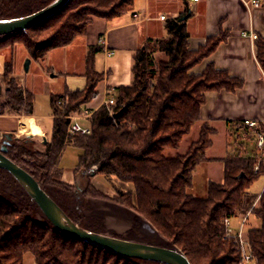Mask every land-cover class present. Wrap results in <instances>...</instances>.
Here are the masks:
<instances>
[{
  "label": "trees",
  "instance_id": "trees-1",
  "mask_svg": "<svg viewBox=\"0 0 264 264\" xmlns=\"http://www.w3.org/2000/svg\"><path fill=\"white\" fill-rule=\"evenodd\" d=\"M5 1V0H3ZM262 5L264 6V0ZM76 3L68 15L65 34L60 32L50 39L33 40L28 32L47 29ZM135 0H70L61 10L26 31H19L0 40V49L7 40L22 42L32 58H44L53 48L70 43L86 34L94 17L111 19L127 12ZM168 36L149 39L135 54L134 80L117 89L115 102L102 104L90 118L91 134L68 133L69 115L78 113L98 94L97 85L102 74L94 69V54L101 50L97 44L87 57L83 88L66 89L51 94L53 125L46 150L34 152L20 139H10L6 154L20 164H26L36 176L40 171L50 174L57 168L66 146L81 150L78 166H96V174L132 183L133 189H117L118 201L135 209L167 238L173 241L192 264H242V252L235 239L226 236L224 219L254 213L261 224L248 228L256 264H264V189L260 194L249 188L262 175L255 172L256 157L227 154L222 182L210 181L205 197L189 192L199 163L207 160V149L212 144L215 127L204 123L200 136L186 154L167 156L166 147H178L201 118V108L210 90L234 91L244 81L217 68L213 61L200 72L190 70L209 57L218 45L227 40L229 32L221 30L207 38L196 49L189 48V31L184 22L170 20ZM256 56L264 71V34H257ZM163 56H159V54ZM12 63L4 68L7 87L6 99L0 100V115L34 113L35 94L12 75ZM116 113H119L115 116ZM12 135V133H11ZM41 158V159H40ZM40 159V161H37ZM100 196L101 193H97ZM259 205H254L257 198ZM18 216H23L20 222ZM105 252L134 264L131 258L120 256L93 243L73 238L48 223H37L32 216H24L22 209L0 195V264H24L25 253L31 252L36 264H107L109 259L88 257V250ZM114 262L112 264H119Z\"/></svg>",
  "mask_w": 264,
  "mask_h": 264
},
{
  "label": "crops",
  "instance_id": "crops-1",
  "mask_svg": "<svg viewBox=\"0 0 264 264\" xmlns=\"http://www.w3.org/2000/svg\"><path fill=\"white\" fill-rule=\"evenodd\" d=\"M249 1L135 0L132 7L120 16L111 19L94 17L86 32L89 36V44L83 49V51L87 50V56L85 68L81 73L85 85L87 83V57L90 53V48L97 44L101 46V50L95 52L93 56L94 69L102 74V78L97 85L98 94L82 106V108L88 107L93 110L98 109L104 103L108 90H112L116 95L119 86L133 82V66L136 52L143 48L149 39L168 36L167 24L170 20L173 19L186 24L190 34L188 39L190 49H196L200 45L205 44L209 36L217 35L221 30L229 32L227 40L221 42L209 57L190 70L191 72L200 73L209 62L213 61L217 68L226 69L230 75L237 76L244 81L243 86L234 91L223 88L210 90L205 93L206 102L201 108V118L198 121L200 124L199 136L204 123H209L215 127V131L211 135L212 144L206 152L207 160L199 163L194 171L193 184L190 187L193 192L189 190V192L198 197L207 195L210 181H223V159L230 153L229 144L233 128L240 126L244 118L264 116V71L256 56V40L244 35L245 32L264 34V6L261 0V5L258 7L251 5ZM162 15H165V18H162ZM80 36L82 35L75 37L70 43L65 45V70L72 69L71 65H73L68 60L67 55L70 54H68L66 46H69ZM101 38H103V42L100 41ZM60 47L62 46L49 50L44 58L49 60L52 54L58 55V53L52 52H56L54 50ZM98 57L101 58L100 68H98ZM34 76L35 74L33 73L31 77ZM31 77L26 80V86L36 96V85L34 84L35 82H32L33 78ZM66 81L62 91L85 86L73 88ZM52 93L54 92H50V104ZM51 109L50 118L53 125L54 114L52 105ZM30 115L40 120L42 127L48 130L45 126V115L39 114L35 110ZM8 116H1V118L5 119H0V130L7 131L10 128L13 129V127H18L20 130L25 129V117L21 119V115ZM36 134L40 133L36 132ZM218 134L222 136L224 148L219 154L211 155V150L214 146V136ZM212 162L220 164L223 169V177L221 180L208 179L205 189H202L195 184V172L201 164H209L207 173L213 174V168L210 166ZM73 171L70 174L66 173V176L69 178H71L70 176L73 177ZM63 175L65 179L64 171ZM196 192L201 194H194Z\"/></svg>",
  "mask_w": 264,
  "mask_h": 264
},
{
  "label": "rangeland",
  "instance_id": "rangeland-1",
  "mask_svg": "<svg viewBox=\"0 0 264 264\" xmlns=\"http://www.w3.org/2000/svg\"><path fill=\"white\" fill-rule=\"evenodd\" d=\"M51 1L53 0H0V17L28 14L44 7ZM75 5L76 3L72 2V4L68 6V9L64 11L57 20L49 22L47 29L39 30L37 32H28L27 35H29V38L31 37L35 41H42L43 39H50L53 35L60 32L65 34V22L70 21L68 15H71L72 12L75 11ZM4 37L5 36L0 37V40L4 39ZM88 37L89 36L87 34H84L75 39L74 42L69 44V46H66L68 54H70L67 55L68 60L69 62L73 63V65H71L72 69L69 70H65V45L54 50L56 52L52 53H58V55L55 56V54H52L49 60L45 58L36 60L31 57L24 43L13 42L11 44L10 42L12 39L4 42L6 46L0 49V84L2 87L0 100L4 101L6 99L5 91L7 84L4 82L3 78L6 62L12 63V75L16 76L24 87H27L26 80H28L34 73L35 76L31 77L33 78L32 82H35L34 84L36 85L34 110L39 114L45 115V126L48 130L43 129V133L36 134L33 128L29 130H20L18 127H13V129L10 128V130L7 131L1 129L0 146L6 139L5 135L7 133H12V139L23 140L34 152H42L46 150V144L51 139L52 127V120L50 118L52 111L50 104V92L62 91L65 87L66 80L67 84L73 88L83 87L85 85V81H83L81 73L83 72V69L86 65L87 50L83 51V49H85V47L89 44ZM159 56H163V54L161 53ZM29 57L31 58L30 71L26 72L24 69V64ZM100 57H98L97 60L98 68L101 67ZM8 112L9 110L7 109L5 114L0 115V119H5L1 118L3 115H14ZM81 112L82 110L78 113ZM76 114L77 113H74L72 115ZM20 115L21 119L25 117L24 119L28 123H33L35 121V118L30 114L23 113ZM80 122L83 125H89L90 119L82 118L80 119ZM199 125V122H196L190 133L185 136L183 140H181L182 142H180L178 147L168 146L165 148L164 153L167 156L186 154L191 144L199 137ZM44 137H46V141L44 140ZM246 143H248V140ZM249 144L251 145L249 151L257 152V147L255 144L251 141H249ZM223 148V139L221 134L214 136V146L211 150V155L219 154ZM80 153L81 150L72 145H68L64 148L59 160V166L65 172V179L63 173L61 175L57 168H53L48 176H46V172L40 171V176L37 178L42 181L45 189L58 202H60L65 210L81 225L98 231H109L111 230L112 225H114V220L109 217L108 213L104 214L98 211H102L99 207H104L105 204L104 202H101V200L97 199L114 200L125 206H128L127 204L117 200L119 197L117 189H133V185L132 183L124 182L114 176L109 178L102 173L96 174V166L81 167L79 170L73 171L78 166V156ZM40 159H37V161H40ZM22 165L29 170L26 164ZM208 165L209 164H201L198 167V170L195 172V184L199 185V187L202 189H205L208 179L221 180L223 177V169L219 163L212 162L210 164V166L213 168V174L207 173V169L209 167ZM72 171L74 172L73 177H67L66 173L70 174ZM263 188L264 175H261L254 181V183L249 188V191L251 193L260 194ZM189 190L191 191L190 188ZM98 192L101 193L100 196L96 195ZM194 194L201 193L196 192ZM0 195H2L6 201L17 205L20 209H22L24 216H32L37 223H45L42 215L39 214L38 209L32 199L23 190L21 185L12 177V175L2 168H0ZM259 202L260 198L258 197L254 202V205L258 206ZM96 210L98 211L99 215L95 214ZM246 215L247 219L245 221V233L246 236H248V228L261 224V220L256 218L254 213L249 211L245 215L233 217L231 220V226L233 229L238 230L239 224ZM22 218L24 217L18 216L16 221L20 222ZM123 235L127 237H133L136 235V233L135 231H130L124 233ZM92 249L93 248H90L88 250V257L94 255L95 257H99L102 261L104 259H109L107 264H112L119 261V259L111 256L110 254L107 255L105 252L99 253L98 250H94L95 252H93ZM132 261L134 264H162L153 261H140L136 259H132ZM24 264H35L31 252L25 253ZM119 264L127 263L123 260L119 261ZM242 264H256V262L255 260H245Z\"/></svg>",
  "mask_w": 264,
  "mask_h": 264
},
{
  "label": "water",
  "instance_id": "water-1",
  "mask_svg": "<svg viewBox=\"0 0 264 264\" xmlns=\"http://www.w3.org/2000/svg\"><path fill=\"white\" fill-rule=\"evenodd\" d=\"M70 0H53L44 7L23 15L0 17V37L8 36L45 21L61 10ZM29 57L24 69L29 71ZM2 87L0 84V93ZM119 113H116L117 116ZM0 146V168L5 169L21 185L23 190L35 203L44 222L53 225L57 230L73 238L93 243L114 253L140 261H153L162 264H192L188 256L172 241L165 237L155 225L135 209L114 200L104 202L100 213H108L114 220L109 231H98L81 225L76 221L43 186L30 170L11 159L6 151L12 138L7 133ZM46 141V137H44ZM95 211V214H98ZM115 231V232H111ZM135 231V236H124L126 232ZM118 233V234H117ZM123 235V236H122Z\"/></svg>",
  "mask_w": 264,
  "mask_h": 264
},
{
  "label": "built area",
  "instance_id": "built-area-1",
  "mask_svg": "<svg viewBox=\"0 0 264 264\" xmlns=\"http://www.w3.org/2000/svg\"><path fill=\"white\" fill-rule=\"evenodd\" d=\"M251 5L258 7L261 5L260 0H250ZM165 18V15H162ZM245 36H250L252 40H257L258 35L256 33H244ZM103 42V38L100 39ZM115 93L112 90L107 91V97L103 104L108 105L110 113L114 115L113 109L110 107L115 102ZM95 110L88 107H84L81 113L76 115H69L70 121L68 124V133L74 134H91L92 128L89 125H83L80 122L81 118L90 119ZM248 143H246L247 140ZM249 141L253 142L257 147V152H250L249 148L251 145ZM230 153L234 155H249L256 157L257 163L255 164V172H259L262 169V175H264V116L263 117H247L242 120L240 126L233 128L231 132V141L229 144ZM250 152V153H249ZM249 153V154H248ZM247 215L242 219L238 226V230H235L231 226V217L224 219V225L226 230V236L235 239L238 248L242 252V263L254 260L251 244L245 233V221ZM256 262V261H255Z\"/></svg>",
  "mask_w": 264,
  "mask_h": 264
},
{
  "label": "bare ground",
  "instance_id": "bare-ground-1",
  "mask_svg": "<svg viewBox=\"0 0 264 264\" xmlns=\"http://www.w3.org/2000/svg\"><path fill=\"white\" fill-rule=\"evenodd\" d=\"M24 128L27 130L33 128L35 132L40 133V134L44 132L43 131L44 128L42 127L40 120H37V119H35L33 123L25 122Z\"/></svg>",
  "mask_w": 264,
  "mask_h": 264
}]
</instances>
